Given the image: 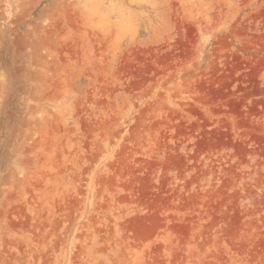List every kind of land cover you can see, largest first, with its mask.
I'll return each mask as SVG.
<instances>
[{"label": "rangeland", "instance_id": "1", "mask_svg": "<svg viewBox=\"0 0 264 264\" xmlns=\"http://www.w3.org/2000/svg\"><path fill=\"white\" fill-rule=\"evenodd\" d=\"M0 264H264V0H0Z\"/></svg>", "mask_w": 264, "mask_h": 264}]
</instances>
